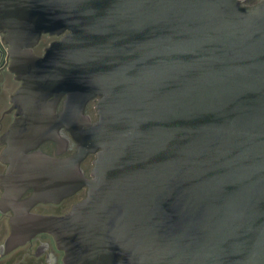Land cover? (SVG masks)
<instances>
[{
    "label": "water",
    "instance_id": "1",
    "mask_svg": "<svg viewBox=\"0 0 264 264\" xmlns=\"http://www.w3.org/2000/svg\"><path fill=\"white\" fill-rule=\"evenodd\" d=\"M0 34L20 82L2 201L32 191L25 216L87 188L14 224L16 246L42 233L63 264H264V0H0ZM63 129L73 154L37 151Z\"/></svg>",
    "mask_w": 264,
    "mask_h": 264
},
{
    "label": "flooded vegetation",
    "instance_id": "2",
    "mask_svg": "<svg viewBox=\"0 0 264 264\" xmlns=\"http://www.w3.org/2000/svg\"><path fill=\"white\" fill-rule=\"evenodd\" d=\"M38 44L34 47L33 52L37 56H42L45 48L54 41L55 37L47 35L39 38ZM8 48L2 43V35L0 34V139L10 129L15 120V110H12L10 102L11 95L19 88L20 82L14 80V76L8 72ZM16 86L14 89H12ZM11 92V93H10ZM88 104L85 114L89 116L93 122L97 119L94 103ZM61 109V103L57 108V112ZM6 148V144L0 140V264H63V253L56 247L52 237L48 234H37L26 242L16 246L12 240L15 230L14 224L24 227L28 223L25 217L31 216H48L59 217L70 212L72 207L82 201L86 197L87 188L82 187L70 197H67L59 203L53 204H36L31 207L27 214L21 216L23 210L22 204L31 196L32 191L26 192L18 200L17 205L13 203H4L2 195L4 193L2 177L6 175L9 168L8 164L1 161V154ZM75 143L66 130L59 133L58 141H46L42 143L37 151L50 158H64L75 152ZM94 155L85 157L80 168L86 179H91ZM18 217V218H17ZM20 218H23L19 221Z\"/></svg>",
    "mask_w": 264,
    "mask_h": 264
},
{
    "label": "rangeland",
    "instance_id": "3",
    "mask_svg": "<svg viewBox=\"0 0 264 264\" xmlns=\"http://www.w3.org/2000/svg\"><path fill=\"white\" fill-rule=\"evenodd\" d=\"M16 86H14L12 89H14ZM11 93V92H10Z\"/></svg>",
    "mask_w": 264,
    "mask_h": 264
}]
</instances>
